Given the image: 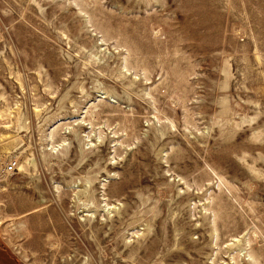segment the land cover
I'll return each instance as SVG.
<instances>
[{"label":"rangeland","instance_id":"1","mask_svg":"<svg viewBox=\"0 0 264 264\" xmlns=\"http://www.w3.org/2000/svg\"><path fill=\"white\" fill-rule=\"evenodd\" d=\"M0 264H264V0H0Z\"/></svg>","mask_w":264,"mask_h":264},{"label":"built area","instance_id":"2","mask_svg":"<svg viewBox=\"0 0 264 264\" xmlns=\"http://www.w3.org/2000/svg\"><path fill=\"white\" fill-rule=\"evenodd\" d=\"M13 168H14V165L13 164H9L8 167H7V170L11 171V170H13Z\"/></svg>","mask_w":264,"mask_h":264}]
</instances>
